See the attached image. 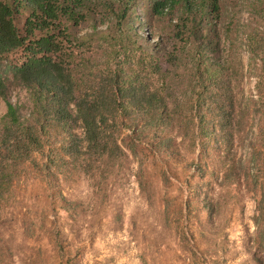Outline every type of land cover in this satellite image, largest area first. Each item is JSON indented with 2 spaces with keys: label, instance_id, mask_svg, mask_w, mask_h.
<instances>
[{
  "label": "trees",
  "instance_id": "obj_1",
  "mask_svg": "<svg viewBox=\"0 0 264 264\" xmlns=\"http://www.w3.org/2000/svg\"><path fill=\"white\" fill-rule=\"evenodd\" d=\"M245 2L252 16L243 35L246 72L258 65L261 71L254 73L257 99L247 103L264 118V0ZM225 8L222 0H0V97L6 103L0 198L21 165H38L34 154L46 159L41 168L49 171L53 158L68 156L85 174L110 173L127 156L125 147L133 151L126 140L141 142L143 130L157 137L170 118L169 70L154 50L162 33L170 42L162 47L169 67L189 64V116L179 125L187 146L210 136L216 124L232 137L242 120L233 84L240 67L221 56L222 43H234V28H218ZM83 23L89 31L78 35ZM14 86L27 92L28 108L7 100ZM250 159L259 157L253 151ZM60 201L69 211V201L62 195ZM258 209L256 223L264 219V208Z\"/></svg>",
  "mask_w": 264,
  "mask_h": 264
},
{
  "label": "rangeland",
  "instance_id": "obj_2",
  "mask_svg": "<svg viewBox=\"0 0 264 264\" xmlns=\"http://www.w3.org/2000/svg\"><path fill=\"white\" fill-rule=\"evenodd\" d=\"M222 3L227 8L218 28H234V43H222L221 56L240 67L233 81L239 129L231 137L216 124L210 136L187 146L179 125L189 116V64L169 67L162 47L170 42L162 33L154 50L169 70L168 124L155 138L143 130L141 142L126 140L133 151L125 147L127 156L110 173L85 174L68 156L63 162L53 158L48 172L41 168L46 159L34 154L38 165H21L0 198V264H264V219L255 222L264 208V118L247 103L257 99L254 73L261 71L258 65L246 72L243 35L252 21L247 3ZM88 31L84 23L77 28L78 35ZM6 98L29 106L20 86ZM5 109L0 97V115ZM168 138L169 147L156 145ZM253 151L256 161L250 159Z\"/></svg>",
  "mask_w": 264,
  "mask_h": 264
}]
</instances>
